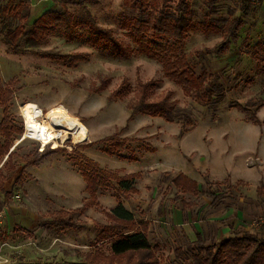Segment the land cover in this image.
I'll return each mask as SVG.
<instances>
[{
  "label": "rangeland",
  "instance_id": "1",
  "mask_svg": "<svg viewBox=\"0 0 264 264\" xmlns=\"http://www.w3.org/2000/svg\"><path fill=\"white\" fill-rule=\"evenodd\" d=\"M77 1L0 0V89L17 81L8 109L11 127L20 131L12 138V164L3 168L7 160L1 163L3 174L9 178L4 183L6 194L0 192L2 263H80L87 253L102 245L101 229L96 223L110 225L106 212L121 205L137 222L149 223L148 240L157 249L160 264H184L176 259L175 251L186 250L198 234L213 244L244 232L264 230V196L257 194V189L264 185V107L257 113L260 125L252 122L251 114L230 108L235 102L243 105L264 102V72L251 56L255 45L264 43V5L259 11L245 15L239 10L238 0H221L213 20L222 25L220 21L229 17V10L235 9V16L241 17L245 25L229 52L218 55L221 36L206 35L198 26L204 20L207 0H188L197 27L186 37L183 53L198 74L203 69L217 74L224 87L222 97L199 102L169 79L154 58L138 55L125 59L101 52L92 44L95 32L91 18L98 26L115 30L118 38L130 44L121 23L125 18L137 16V12L125 5L124 0H90L82 6ZM23 7H29L35 17L67 8L84 23L82 38L68 43L60 35L52 36L39 50L83 53L87 60L66 67L43 60L34 52L14 55L5 45L6 29L25 26L29 31L35 17L25 24L10 20L7 15L14 16V11ZM4 17L8 18L6 23L2 21ZM138 80L150 82L152 99L172 92L181 112L192 115L196 129L183 135L178 120L165 122L142 115L129 120L128 104L135 99ZM103 84L106 89L94 93ZM114 92H122L123 99L110 100ZM27 103L37 105L45 114L55 109L66 111L88 128L89 139L76 142L70 137L66 142L54 141L51 145L57 150L46 148L41 152L38 141L27 136ZM3 110L0 105V123ZM24 134L29 139L22 140ZM111 137L115 138L112 143L105 141ZM203 143L209 150L227 147L230 154L238 148L232 164L236 163V177L243 180H237L231 172L222 182L203 173L198 182L199 194H183L172 184L180 172L177 166L180 154L185 162L196 161L199 153L187 152L197 150L205 154ZM116 144L122 147L121 151L115 149ZM109 149L112 154H108ZM81 157L119 177L134 174L140 177L125 194L118 181L112 183L110 190H99L101 208H89L76 217L85 225L84 229L64 232L38 227L40 216L80 208L89 199L82 177L87 164ZM202 158L209 162L208 155ZM31 163L36 165L29 166ZM18 178L20 182L16 184ZM17 228L26 230L21 233ZM102 246L105 250L110 244Z\"/></svg>",
  "mask_w": 264,
  "mask_h": 264
},
{
  "label": "trees",
  "instance_id": "2",
  "mask_svg": "<svg viewBox=\"0 0 264 264\" xmlns=\"http://www.w3.org/2000/svg\"><path fill=\"white\" fill-rule=\"evenodd\" d=\"M70 1V0H69ZM92 2V1H91ZM221 0H207L204 20L198 24L200 30L208 35H220L222 40L217 46V54L223 55L229 52L232 45L239 39V32L245 22L241 17H236V10H229V17L222 19L220 25L213 20L217 15L218 4ZM264 0H238V7L245 15L250 11H258ZM90 0H79L77 5H85ZM125 5L132 7L137 16L123 19L121 28L125 31L130 44L116 36V31L100 27L91 18V27L95 36L91 42L101 52H109L125 59L133 56L143 55L157 60L163 67L169 79L190 93L197 101L207 102L222 97L224 87L217 74L203 69L201 73L196 72L192 61L183 53L186 37L193 32L197 25L194 22V13L188 0H124ZM6 10V9H5ZM8 14L9 11H6ZM14 16L7 15L10 20L19 23H27L31 18L29 7H23L14 11ZM2 19L3 23L8 20ZM84 25L67 8L63 11L49 10L43 13L33 24L32 29L27 31L25 26H19L15 30H7L4 35L5 45L10 47L14 55L34 52L43 60H50L66 67H75L87 60L83 53L61 54L53 51H40L49 37L60 35L66 42L72 43L82 38L81 28ZM251 56L257 62V66L264 72V43H258L254 47ZM17 81H12L6 88L0 89V105L4 108L3 119L0 123V165L8 156L3 168L12 164L14 152L12 148L13 134L20 131L10 125V114L8 106L14 97V88ZM150 82L138 80L137 92L134 101L128 104L131 112L129 120L137 115L158 118L165 122H181V134L185 135L196 129L192 115L181 112L179 102L173 99V93L169 92L159 99H152L150 94ZM106 89V85L94 90L99 93ZM123 99L122 92H114L110 100ZM262 104L239 102L231 103L230 108L252 115L253 123L260 125L257 113ZM4 138V142H2ZM115 138L106 139L112 143ZM121 151V146L116 144L115 149ZM109 149L108 154H112ZM87 167L82 177L86 184L89 199L82 207L72 210L50 211L40 216L38 227L46 230L58 229L64 232L84 229L85 225L78 222V214H84L89 208H101L98 203L99 190H110L112 183L120 182L124 188V194L131 190L135 179L139 174L119 177L109 170H104L99 165L86 158L81 157ZM31 163L29 166H35ZM0 169V192L4 193V183L8 177ZM15 168V166H13ZM26 168V167H25ZM24 170L22 171V173ZM20 182L17 179L16 184ZM173 185L183 194H199L198 182L181 174L172 180ZM239 185L245 183L238 182ZM6 194V193H4ZM260 197L264 196V185L257 189ZM127 198L130 196L127 194ZM105 212V211H104ZM110 225L96 226L101 229L100 243H109L110 247L104 250L101 245L95 251L87 253L80 263L76 264H160L156 256L157 249L148 240L147 232L149 223L137 222L133 215L121 205L114 211L107 213ZM18 232H25L17 229ZM175 257L184 264H264V230L259 233L244 232L235 235L219 243L208 244L201 236L186 246V250L179 248L175 251ZM13 264H25L17 262ZM38 264V263H36Z\"/></svg>",
  "mask_w": 264,
  "mask_h": 264
},
{
  "label": "bare ground",
  "instance_id": "3",
  "mask_svg": "<svg viewBox=\"0 0 264 264\" xmlns=\"http://www.w3.org/2000/svg\"><path fill=\"white\" fill-rule=\"evenodd\" d=\"M43 116L44 121L37 118ZM27 136L38 141L42 147L51 146L54 141L66 142L70 137L76 142L89 139L88 128L77 118L71 117L66 111L55 109L43 114L41 109L33 104H26Z\"/></svg>",
  "mask_w": 264,
  "mask_h": 264
},
{
  "label": "crops",
  "instance_id": "4",
  "mask_svg": "<svg viewBox=\"0 0 264 264\" xmlns=\"http://www.w3.org/2000/svg\"><path fill=\"white\" fill-rule=\"evenodd\" d=\"M263 5H264V2L262 4L261 8L263 7ZM42 14H40L38 17H35V16H33V11L31 10V17H33V18L35 17L34 22ZM34 22H33V24H34ZM204 146H206V145L204 144ZM209 149H211V148L207 147V146L205 147V154L202 151L199 152L197 150H194L192 152H187V154H193V153L198 152L199 153V156H198L199 158L196 161L190 160L189 162H185L183 154H180L181 162L177 165V166H179V169H180L179 171L180 172H179V174L176 177H178L179 175L183 174V175L187 176L188 178H190V179H192V180H194L196 182H199V178H201L200 174H203V173H209L211 175V177H213L215 180L221 181V182L224 181L225 178L228 177L230 172L232 173V176L236 177L237 176L236 171H235L236 163L234 162L232 164V162L236 159V154H238L237 151H239L238 148L235 147L234 148L235 150H233V152L231 154L229 153V149L227 147L224 148L223 146L220 149H216L214 147L212 148V150H209ZM13 150H14V148L13 149L11 148L10 152H13ZM183 153L186 154V152H183ZM205 155H208L210 157L209 162H208V160H205L204 158H202ZM226 157H228V158H226ZM7 159H8V156L5 157L4 160H7ZM212 159H214V162H212L213 161ZM169 166H171V168H173V166H175V165H169ZM1 168L2 167L0 165V169ZM236 178H238V177H236ZM237 180H243V179L238 178ZM4 193H5V191H4ZM17 229H19V228H17ZM20 229L23 230V231L26 230V229H23V228H20Z\"/></svg>",
  "mask_w": 264,
  "mask_h": 264
},
{
  "label": "built area",
  "instance_id": "5",
  "mask_svg": "<svg viewBox=\"0 0 264 264\" xmlns=\"http://www.w3.org/2000/svg\"><path fill=\"white\" fill-rule=\"evenodd\" d=\"M41 111L43 112V110L41 109ZM43 114H44V112H43ZM43 118V116H41V117H39V118H37V120H39L40 121V119H42ZM25 133H26V122H25ZM25 139H29V138H26L25 137V134H24V136L22 137V140H25ZM37 142V141H36ZM39 143V142H38ZM58 143H59V141H58ZM39 145H40V147H41V152H44L45 151V149L46 148H48V149H50V150H53L52 148H51V146H46V147H42V145L39 143ZM43 148V149H42ZM0 217H1V215H0ZM1 248V247H0ZM0 253H1V251H0ZM0 264H3L2 263V261H1V259H0Z\"/></svg>",
  "mask_w": 264,
  "mask_h": 264
}]
</instances>
